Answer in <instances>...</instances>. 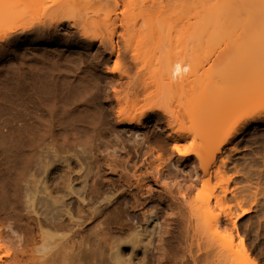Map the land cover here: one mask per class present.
I'll return each mask as SVG.
<instances>
[{"label":"rangeland","instance_id":"374dc122","mask_svg":"<svg viewBox=\"0 0 264 264\" xmlns=\"http://www.w3.org/2000/svg\"><path fill=\"white\" fill-rule=\"evenodd\" d=\"M152 1L133 0V4H130V0H0V234L3 236H0V242L6 247L10 246L7 249L10 248L12 252L11 258H7L0 251V264L19 258H23L26 264L27 258H33V261L36 258V262L39 261L37 264H47L45 261L48 257L51 259H47L50 261L48 264H79L80 260L75 255L78 257L87 243V247L89 243L94 246L91 240L99 229L94 227L97 224L96 227H104V221L109 227H101L100 231L106 229L105 232H113L110 233L113 236L127 237L121 242L117 238L116 242L118 240L121 246L116 253L113 250L117 255L121 253V260L126 259L123 257L124 249L125 256L130 255V249L127 250L130 241L136 245L138 243L137 248L142 249L137 251L139 256L127 257L128 263L120 262L117 255L114 261V253L108 251L112 254L109 260L114 261H108V264H129L131 258L130 264H211L214 259L216 261V257L210 259L212 255L215 256L213 251L210 252L212 245L203 243L206 239L203 236L206 235L201 231L199 233L201 229L196 226L193 209L205 198L209 197L212 201L213 196L217 193L220 195L226 178L220 174L216 177L213 169L211 173L214 171L215 175L209 173V177L201 172L200 163L193 152L196 143L201 140L195 135H218L220 140L221 136L227 137L232 130L246 123L250 116L264 117V43L249 40L255 34L264 35V23L243 31L259 15H252L250 11L255 10L248 11L247 3L244 5L247 10L241 7L242 4H236L239 9L228 14L233 12L228 22L224 17L226 14L223 15L226 22L223 25L222 20V27L216 23L221 18L215 24H205L202 17L217 1H225L219 2L224 4L227 0H156L158 4H152ZM149 17L153 19L152 23L150 19L147 22ZM189 28L196 31L191 34L186 31ZM238 37L246 40L238 41ZM177 61L186 63L187 69L181 77L171 80L167 74ZM139 117L140 121H135ZM41 132L44 135L39 134ZM169 133L177 137L173 140L178 139L179 149L186 154H177ZM180 133L184 134L183 140L179 138ZM71 137L74 140L71 141ZM31 141L36 143L32 144ZM191 147H194L192 153L188 152ZM223 147L221 152L230 149L228 154L236 164L245 162L242 168L247 170L248 166L250 171L247 172L253 174L255 171L256 177L250 178L251 187L255 178L259 179V184L256 180L257 184L253 185L257 186H253V190L260 185L264 187V123L249 126ZM49 151H54L53 155L59 160H64V155L68 157L70 154L77 164H68L70 170L68 166L56 169L50 165L54 171L61 170L53 172L46 182L48 191L60 194L63 184L72 181L71 187L76 189H73L76 191L74 194L83 191L77 197L73 194L66 198L68 204L80 199L79 195H87L92 189L91 185L99 183L100 195L104 192L102 196L107 197L101 198L105 199L106 206L97 211L99 215H92L89 211L84 213L88 215L87 219L90 216L88 222L92 224L81 225L78 234L64 230L66 237L74 241L72 245V240L65 237V244L69 242L68 249L65 247L66 253L69 250L66 257L61 254L65 255L61 244V249L57 242L54 245L58 251H64L57 252L60 255H57V250L54 251L56 247L52 249L54 241L64 238L65 234L42 223L47 229H56L50 231L51 235L60 237H53L54 240L48 236L50 233L44 232L46 235L42 238L43 234L40 236L41 233L37 231L38 222L33 220L35 215L22 208V185L30 180L29 176H35V167H39L36 165L42 163L43 159H52L48 156ZM221 152L216 156L217 165ZM43 156L46 159L41 160ZM50 159V162L47 161L49 164ZM95 160L99 163H96V168ZM79 165L84 166L81 172L85 174H71L73 166L76 169ZM27 169H32L29 176ZM93 170L102 178L97 174L95 178L93 175L96 171ZM226 173L232 174L231 171ZM66 174L68 180L67 177L65 179ZM61 175L64 178H60ZM232 175L224 184L233 186L241 174ZM78 178L80 181L84 179V183L79 182ZM63 179L67 182L64 183ZM104 184L111 185V188H106ZM227 185L231 193L232 188ZM105 188H110L107 193ZM260 190L257 192L264 189ZM260 197L256 203H251L250 210L239 217L235 227L224 223L222 207L215 210L221 217V224L232 229L236 247L232 246L238 250L237 243L241 238L243 247L255 264H264V206L259 204L262 202ZM142 213L146 216L149 213V216H140ZM150 216L153 218L148 221ZM145 224L152 226H149L152 230L146 227L152 233L149 241L143 237L145 228L142 226ZM137 226L139 229H136ZM133 227L137 237L132 234L135 232ZM28 234L36 236V242L40 238V241L44 240L43 243H34H42L37 245L39 249L34 244L30 246L26 243ZM78 235L84 236L81 239ZM134 236L138 240H134ZM79 239H84L82 242L86 245L81 246ZM24 244L27 251L22 249ZM205 245L210 250H206ZM217 246L223 251L220 244ZM232 249L230 252L234 254ZM20 251L27 252L31 257ZM52 252L56 253L54 259L52 256L55 253L50 256ZM230 252L227 253L228 257L233 256ZM235 255V259H232L234 264H246L240 254H237L239 257ZM230 258L225 260L229 259L231 263ZM28 264H31L30 261Z\"/></svg>","mask_w":264,"mask_h":264},{"label":"bare ground","instance_id":"6f19581e","mask_svg":"<svg viewBox=\"0 0 264 264\" xmlns=\"http://www.w3.org/2000/svg\"><path fill=\"white\" fill-rule=\"evenodd\" d=\"M228 1V2H227ZM226 2L227 3H224V4H220L221 2H225V1H217V3H215V5H213V6H211L210 8H208V14L207 15H205V16H203L202 18H203V21L205 22V24L207 23H211V24H215V22L216 21H219L220 20V18H221V20L219 21V22H216V23H219V25L218 26H222V20L224 19L222 16L223 15H225L224 17L226 18V20H227V22H228V19L231 17V15H232V13L234 12V10L236 11L237 10V8L239 9V7H237V5L238 4H242L241 5V7L242 8H245V10H247L248 8L247 7H249V9H248V11H250V10H255V11H250V12H252V15H255V14H259L257 17H255L254 18V20H252V25H247V27H245L244 29H243V31L245 30H247V29H249L251 26L252 27H254V25H258V24H263L264 23V13H262V10L264 9V5L262 4L263 3V0H254V1H251L250 0V3H249V0H246V2H245V0H227ZM130 4H133V0L131 1L130 0ZM153 2V3H152ZM151 3L152 4H155V3H157L158 4V2L155 0H153ZM220 2V3H219ZM245 3H247L246 5H247V7L245 6L244 7V5H245ZM151 4V5H152ZM157 4L156 5H152V7H156L157 6ZM217 4V5H216ZM237 4V5H236ZM240 6V5H239ZM143 7H145V6H143ZM158 7V6H157ZM263 9H262V8ZM161 8H163L162 6H161ZM235 8V9H234ZM247 8V9H246ZM260 8V13H258L257 11H258V9ZM262 9V10H261ZM152 11V10H151ZM151 11H149L150 13H151ZM231 11H233L232 13H231V15H229L228 16V14L231 12ZM159 12V11H158ZM161 12V11H160ZM253 12H254V14H253ZM148 15H150V14H147V16ZM228 18H227V17ZM156 17V16H155ZM154 18V17H153ZM150 19V20H149ZM256 19V20H255ZM148 20H149V22L151 21V23L153 22V19H151L150 17L147 19V22H148ZM223 25H225V19L223 20ZM251 22V21H250ZM249 22V23H250ZM155 23V22H154ZM154 23H153V25H154ZM217 25V24H216ZM223 27V26H222ZM226 27V26H225ZM151 27L149 26V29H150ZM251 29V28H250ZM186 30V29H185ZM186 31H189V32H191V34L193 33V32H195L196 30H193V29H191V28H189V29H187ZM244 33V32H243ZM190 34V33H189ZM237 40L238 41H241V42H243V41H245L246 40V38H243V37H238L237 38ZM250 41H252V42H255V43H260V44H263L264 43V35H258V34H255V35H253L252 37H250V39H249ZM186 69H187V64L186 63H182V62H180V61H177V62H175L174 63V65L172 66V69H171V71H169L170 73L169 74H167L168 76V78L170 79L171 78V80L172 79H175V78H179V77H181L182 75H183V73L186 71ZM170 82V81H169ZM172 83V82H171ZM140 119V117L138 118V119H136L135 121H138ZM119 122H122V120H118ZM140 121V120H139ZM138 121V122H139ZM128 122H130V119H128ZM138 122H137V124H138ZM141 123V122H140ZM139 123V124H140ZM256 123H264V117L262 118V119H260V118H258V117H254V116H250V119L249 120H247L246 121V123H244V124H242L239 128H237V129H234V130H232L231 131V133L227 136V137H225L226 135H224V138L221 136V138H220V140H219V137H217L218 135H215V136H213V137H211V136H209V135H207V134H205V133H203V134H197V135H195V137L196 138H198L199 139V137H200V139L199 140H201V141H199V143L197 144L196 143V145L195 146H197V147H191V150L189 149V151L188 150H186V151H188V152H190L191 151V153H192V148H194L193 149V152H195L194 154L196 155L195 156V158L197 157V159H198V162L200 163L199 164V166H200V169L202 170L201 172L204 174V175H210L209 173H211V170L213 169L214 171H215V174H216V177L220 174L221 175V177L223 178V177H225L226 178V181L224 182V183H227L230 179H231V175L234 173V174H241L240 176H239V174L237 175V176H239V180H237V182H235L234 184H233V186H231L230 185V183H229V185L231 186L230 188H232V189H230V191H231V193H229V188H227L226 187V185L227 184H222L223 186H225L224 188L222 187H220L221 189H220V191H219V193L220 192H222V193H220V195H218V193L216 194V196H213L214 198H213V200L211 201L210 199H209V197L208 198H205L204 200H202V201H200L199 202V205H198V207H196V208H194L193 209V211H195V214H197V215H195L194 214V220L196 221L195 223H196V226L198 227V228H200L201 230H198L199 231V233H200V231H201V233H203V235L205 234L206 236H203L202 234H201V237L203 236L204 237V239H205V237H206V239H205V241H203V243L205 242V243H208V246L210 245H212L211 247H209L208 248V246H206V250H207V248H208V250H210V252H214V253H212V254H214L215 256H213L212 255V257H210V259H212L213 260V258H217L216 259V261L217 262H220L221 264L223 263V264H226L225 262L227 261V264H229L230 262H229V259H227V260H225V258H230V261H231V263L232 264H234L233 263V261H232V259L234 258V255H235V257L237 256V257H239L237 254H240V257H242V260L243 261H245V263L247 264H255L254 263V260L252 259V257L250 256V254L248 253V251L246 250V248L245 247H243V245H242V240H241V238L238 240L239 242L237 243V247H238V250H237V248H234V247H236V244H233L234 243V241H233V235H232V229H229V228H231V227H235V225H236V221L239 219V217L240 216H242L243 214H245V212H247L248 210H250V205H251V203L252 202H255L256 200H258V197L259 196H261L262 197V202H260L259 204L260 205H263L264 206V190H262V192H257V191H261L260 189H264V187H261V185L259 186V188H257V187H254V189L255 188H257V190H253L252 188H253V186H257V185H253L254 183H255V181L257 180L255 177V175H256V173H255V171H253L254 172V174L253 173H250V172H247V171H250L249 169H248V166H247V170L246 169H244V168H242L241 166H243L244 164H245V162H244V164L243 163H239V162H237V164H239L238 166H237V164L233 161V160H231V158H230V149H229V151L227 152V151H224L223 153L221 152L222 150H221V147H223V145L225 144H228V143H231V140L233 139V138H236V137H238V136H240L245 130H247L248 129V127L249 126H251V125H253V124H256ZM170 125H171V122L169 123ZM169 124H167V125H169ZM49 125V124H48ZM51 126V125H50ZM52 127V126H51ZM48 128H50V127H48ZM170 128V127H169ZM47 129V128H46ZM51 129V128H50ZM49 129V130H50ZM171 130H172V127L170 128ZM49 130H47L48 132H50ZM171 130H169V131H171ZM46 131V132H47ZM52 132V131H51ZM54 132V131H53ZM174 132V131H173ZM55 133V132H54ZM72 133V132H71ZM71 133H69V135L71 134ZM39 134H43L44 135V132L42 133H39ZM47 134H50V133H47ZM46 134V135H47ZM173 134V133H172ZM175 134V133H174ZM45 135V136H46ZM68 135V134H67ZM169 135H170V133H169ZM177 135V134H176ZM175 135V136H176ZM181 135V137H179ZM180 135H178V137L180 138V139H182L183 140V138H185V137H183L182 135H184L183 133L181 134L180 133ZM44 136V137H45ZM65 136H66V134H65ZM65 136H64V138H65ZM171 136V135H170ZM169 136V137H170ZM186 136V135H185ZM31 137V136H30ZM33 137H35V135L33 136ZM41 137V136H40ZM172 137V136H171ZM170 137V138H171ZM183 137V138H182ZM72 139H71V141L72 140H74L73 139V137H71ZM173 138H175V137H172L171 139L173 140ZM177 138V137H176ZM175 138V139H176ZM218 138V139H217ZM223 138V139H222ZM31 139H32V137H31ZM30 139V140H31ZM68 139V138H67ZM36 140V139H35ZM34 140V141H35ZM65 140H66V138H65ZM174 141V144H173V149H175L176 150V152H177V154H179L180 152H181V154L184 152L185 154H186V152L185 151H181V149H179V146H178V139L177 140H173ZM33 141H31V143H32ZM38 142V141H37ZM76 143H78L77 141H75ZM36 143V142H35ZM35 143H32V144H35ZM72 143H74V141L72 142ZM196 148H198V149H196ZM224 148V147H223ZM196 150V151H195ZM234 150V149H233ZM187 152V153H188ZM222 153V154H220V155H222V156H220V160H219V164L217 165L216 163H218V162H216V156H217V154H219V153ZM226 152V153H225ZM50 153V151L48 152V156H50V157H52V159H50V158H48V160L50 159L51 160V164H49L48 162H50V161H48V160H44L43 158H45L46 159V156L44 157H41V160L43 159V162L42 163H40V164H38V165H36V166H39L38 167V169H37V167H35L36 168V173H35V176H33V177H31L33 174L31 173L32 172V169H33V167L35 166V164H37V163H35L34 164V166L32 167V169H31V171H28V169H27V171H28V173H27V176H29L28 174H32L31 176H29L28 177V179L30 178V180L29 181H27V182H25V183H23L24 185H22L23 186V188H21L22 190V193H23V195H22V204H23V206H22V208L24 207V209L26 210L25 212H27V213H32L33 215H35V217L33 218V220L35 219L37 222H38V224H37V226H38V230H37V228H35V230H37L38 231V233H41L40 234V236L45 232L46 234L47 233H50V235H48L49 237H54L53 235H51V230L53 231V227H55L56 229H59L58 231H56V229H54V231H56V232H61V233H64L65 234V236H64V238L63 237H54V238H60L59 240H61L62 239V242H60L59 243V240L58 241H54V243H53V241H52V243H53V248H52V246H50L52 249H54L55 247H54V245H56V244H58L57 246H58V248H60L61 249V247H62V250L63 249H65V247L68 249V245L67 244H69V242L68 243H66L65 244V242H67L66 241V239H65V237H66V233L64 232V230H66V232L67 233H72V234H78V232H79V229H81L80 228V226L81 225H83V224H86V223H89L88 222V219H90V216H89V218L87 219V216L88 215H85L84 213L85 212H87V211H89L88 213H91L92 215L93 214H95V213H98L97 211L98 210H100L101 209V207L103 206V205H105V199H101L102 197H104V196H102L103 194H104V192H103V194L102 195H100V189H101V187L99 186V183H95L94 185H91L92 187V189L90 188V185H89V187L88 188H90L91 190H90V192L88 191V194L87 195H82V196H80L79 195V198L80 199H78V200H73V201H69V203L68 204H66V198H70L76 191V189L75 188H72L71 186V184L73 183L72 181H69L68 180V176L70 175V173L68 172V176H67V174H66V176H65V179H66V177H67V180H68V182L66 181V180H64V183H66V185L65 184H63V190H62V192L60 193V194H58V193H51L50 191H48L47 189H46V182L52 177V174H53V172H56V171H54L52 168H51V166L50 165H53V167L54 168H65V167H67L68 166V168L70 167L69 165H70V163H72V164H77V160L75 159V157H73V156H70V154H68L69 156L68 157H66V155H64L65 156V158H64V160H59V159H57V157H55V154L53 155V153H54V151L53 152H51L50 154H52V155H50L49 154ZM183 153V154H184ZM229 153V154H228ZM181 154H179V155H181ZM58 156V155H57ZM27 157V156H26ZM237 157H239V156H237ZM236 157V158H237ZM241 157V156H240ZM239 157V158H240ZM58 158H59V156H58ZM95 158V157H94ZM218 158V157H217ZM62 159V158H61ZM243 159V158H242ZM241 159V161L243 162V160ZM48 161V162H47ZM96 161V160H95ZM94 161V162H95ZM238 161V160H237ZM240 161V160H239ZM25 162H27V161H25ZM53 163V164H52ZM97 161L94 163V168H96L95 166L97 165V164H99V163H97ZM150 163V162H149ZM27 164V163H26ZM25 164V165H26ZM69 164V165H68ZM71 164V165H72ZM242 164V165H241ZM251 164V163H250ZM246 165V164H245ZM105 166V165H104ZM107 167H108V165H106ZM105 166V167H106ZM153 167H154V165H152ZM24 167V166H23ZM75 166H73V168H72V166H71V174H73V172L75 173V174H85L84 172L82 173L81 171H82V168L84 167L83 165H82V167L79 165L76 169L74 168ZM98 167V166H97ZM238 167V168H237ZM240 167L242 168V169H240ZM68 168L66 169V171L68 170ZM99 169L101 168L100 167V165H99V167H98ZM152 168V167H151ZM156 168L157 167H155V169L154 170H156ZM159 168V167H158ZM215 168V169H214ZM245 168H246V166H245ZM249 168H250V166H249ZM252 168V167H251ZM250 168V169H251ZM74 169V170H73ZM160 169V168H159ZM223 169V170H222ZM227 170V171H231L232 172V174L230 175V173L229 174H227L226 172L227 171H224V170ZM254 169V168H253ZM21 170V169H20ZM59 170H61V169H59ZM58 170V171H59ZM64 170V169H63ZM69 170H70V168H69ZM86 170V168L84 169V171ZM221 170V171H220ZM26 171V172H27ZM35 171V170H34ZM57 171V172H58ZM94 172L96 171V170H93ZM160 170H158V172H159ZM214 171H213V173H211L212 175L214 174ZM222 171H224V173H225V175L227 174V176H225L224 174H223V172ZM245 171V172H244ZM259 171V170H258ZM26 172H25V174H26ZM87 172V171H86ZM89 172H90V170H89ZM93 172V173H94ZM157 172V173H158ZM220 172H222V174L220 173ZM251 172H252V170H251ZM21 173H22V171H21ZM67 173V172H66ZM99 173H100V171H99ZM248 173H250V174H248ZM23 174V173H22ZM55 174V173H54ZM58 174V173H57ZM61 174V173H60ZM60 174H58V175H60ZM95 175H93V176H95V178H96V174L97 175H100V174H98V172L96 171V173H94ZM202 174V175H203ZM214 174V175H215ZM252 174V175H251ZM76 175V176H77ZM251 175V176H250ZM259 175H261V173H259L258 174V176ZM20 176H21V174H20ZM22 176H24V175H22ZM26 176V175H25ZM24 176V177H25ZM26 176V177H27ZM54 176V175H53ZM63 175H61V177L60 178H64V177H62ZM88 175H86V177H87ZM101 176V175H100ZM99 176V177H100ZM207 176H205V177H207ZM211 176V175H210ZM237 176H236V179H237ZM253 176H255L254 178H255V181H254V183H252V187H251V183H250V178L251 177H253ZM257 176V177H258ZM72 177V176H71ZM74 177V176H73ZM78 177V176H77ZM83 177H85V176H83ZM82 177V178H83ZM85 177V179H87ZM98 177V176H97ZM209 177V176H208ZM207 177V178H208ZM232 177H233V175H232ZM260 177V176H259ZM22 178L23 177H21V181H22ZM57 178H59V177H57ZM60 178L58 179V181L60 180ZM79 178H81V177H79ZM78 178V180H79V182H82V181H80V179ZM100 178H102V176L100 177ZM120 178V177H119ZM118 178V179H119ZM142 178V177H141ZM225 178H224V180H225ZM27 179V180H28ZM72 179V178H71ZM233 179V178H232ZM235 179V178H234ZM235 179V180H236ZM25 180H26V178H25ZM63 180H61V181H63ZM73 180V179H72ZM76 180H77V178H76ZM89 180V179H88ZM91 180V179H90ZM96 180H98V179H96ZM208 180V179H207ZM253 180V179H252ZM20 181V182H21ZM23 181H24V179H23ZM22 181V182H23ZM60 181V182H61ZM101 181H102V179H101ZM110 181V180H109ZM141 181V180H140ZM232 181H234V180H232ZM258 181V184H259V179L257 180ZM262 181V180H261ZM19 182V181H18ZM59 182V183H60ZM72 182V183H71ZM88 182H90V181H88ZM91 182H93V181H91ZM98 182H99V180H98ZM253 182V181H252ZM50 183H51V180H50ZM82 183H84V182H82ZM82 183H80V184H82ZM101 184H102V182H100ZM113 183H114V181H113ZM140 183V182H139ZM263 183V182H262ZM52 184V187H53V182L51 183ZM86 184V183H85ZM84 184V185H85ZM90 184V183H89ZM109 184H111L110 182H109ZM108 184V185H109ZM138 184V183H137ZM255 184H257V182L255 183ZM261 184V183H260ZM16 185H19V184H16ZM60 185V184H59ZM83 185V184H82ZM229 185H227V186H229ZM15 186V185H14ZM54 186H55V184H54ZM74 186V185H73ZM103 186H106L105 184L103 185ZM111 186V185H110ZM110 186H106V188H108V187H110ZM115 186V185H114ZM221 186V185H220ZM264 186V185H263ZM56 187V186H55ZM59 187V186H58ZM62 186H60V188H61ZM86 187V186H85ZM15 188V187H14ZM19 188H20V186H19ZM18 188V189H19ZM48 188V187H47ZM81 188V187H80ZM79 188V189H80ZM104 188V187H103ZM105 188V191H106V193H107V190H109V189H106ZM112 188H114V187H112ZM23 189H24V191H23ZM53 189H54V187H53ZM73 189H75V190H73ZM115 189V188H114ZM52 190V189H51ZM115 190H117V189H115ZM16 191V190H15ZM75 191V192H74ZM83 191V190H82ZM81 191V192H82ZM102 191V190H101ZM104 191V190H103ZM81 192H79V193H81ZM85 192H87V191H85ZM110 192H111V190H110ZM78 193V194H79ZM112 193V192H111ZM120 193V192H119ZM15 194H18V193H15ZM78 194H74L76 197H77V195ZM109 194V193H108ZM100 195V196H99ZM258 196V197H257ZM75 197V198H76ZM111 197V196H110ZM116 197V196H115ZM261 197H260V199H261ZM104 198H106L107 199V197H104ZM77 199V198H76ZM100 199V200H99ZM108 200H109V196H108ZM110 201H111V199H110ZM256 203V202H255ZM85 206H86V208H85ZM106 206V205H105ZM223 208V218H224V223H226V224H229V226L231 225V227H227L225 224H224V226H223V223L221 224V217H220V215H219V213H215V210H216V208ZM221 208V209H222ZM261 209H262V207H260ZM23 209V210H24ZM102 210V209H101ZM29 213V214H30ZM151 215H152V213L151 212H149ZM148 213V214H149ZM31 214V216L30 217H32L33 215ZM147 214V216H149ZM98 215H99V213H98ZM143 215H145L146 216V214H141L140 216H143ZM23 216V215H22ZM25 216V215H24ZM145 216H144V218H145ZM146 216V217H147ZM155 215H153V217H154ZM195 216H197V217H195ZM264 216V215H263ZM86 217V218H85ZM93 217V216H92ZM91 217V218H92ZM95 217V216H94ZM151 217L152 216H150V218H148V221H149V219H151ZM152 217V218H153ZM222 218V219H223ZM103 219V218H102ZM101 219V220H102ZM105 219V218H104ZM108 219V218H107ZM142 219H143V217H142ZM31 220H32V218H31ZM33 220H32V222H33ZM93 220H97L96 218H94ZM93 220H92V222H93ZM106 220V219H105ZM155 220V219H154ZM263 220H264V217H263ZM262 220V221H263ZM27 221V220H26ZM146 221V220H145ZM147 221V222H148ZM152 221V220H151ZM150 221V222H151ZM24 222V221H23ZM95 222H98V221H95ZM107 222V221H106ZM142 222V221H141ZM144 222V221H143ZM147 222H146V224H147ZM157 222V221H156ZM155 222V223H156ZM26 223V222H25ZM30 223V222H29ZM42 223L43 224H48V225H51V226H53L52 228L53 229H49V227H48V229H49V232H47L48 231V229H47V226L46 225H44V226H42ZM91 223V222H90ZM89 223V224H90ZM108 223V222H107ZM154 223V221H152L151 222V224H153ZM191 223V222H190ZM92 224V223H91ZM95 223H93V225H94ZM97 224V223H96ZM95 224V225H96ZM103 224H105L104 225V227H106V223H105V221H104V223ZM145 224V225H146ZM157 225H158V223H156ZM34 225H36V223H34ZM33 225V226H34ZM98 225V224H97ZM96 225V226H97ZM108 225V224H107ZM136 225V224H135ZM143 225V224H142ZM155 225V224H154ZM156 225V226H157ZM29 226V225H28ZM32 226V225H31ZM30 226V227H31ZM45 226H46V228H45ZM94 227V228H101L102 226H100L99 225V227ZM140 226V225H139ZM148 225H146V226H142V228L144 227L145 228V230H143L144 231V236L143 235H141V236H143V237H145V239H147L148 241L151 239V237H152V233H151V231L150 230H152V226L151 225H149V226H151V227H149L148 226V228H150V230L148 231L147 229L148 228H146ZM155 226V227H156ZM195 226V227H196ZM36 227V226H35ZM84 227V226H83ZM104 227H102V228H104ZM107 227H109V226H107ZM106 227V228H107ZM136 227V226H135ZM194 227V226H193ZM192 227V228H193ZM31 228H33V227H31ZM45 228V229H44ZM51 228V227H50ZM143 228V229H144ZM198 228H196V229H198ZM28 229H30V228H28ZM34 229V228H33ZM40 229V230H39ZM41 229H44V230H46V231H44V230H41ZM63 230V232H62V230ZM98 229V230H99ZM136 229H139V227L137 226V228ZM136 229L133 227V231L135 230V232H132V234L134 235L135 234V236H136V234H137V232H136ZM35 230H34V235H35ZM83 230V229H82ZM96 230V229H95ZM97 230V232L95 233V235H94V238H93V240H91L92 242L91 243H93V245L94 246H90V243H89V247H87V245H88V243H87V245H86V243L84 244V245H86L85 247L86 248H83V249H81L82 251H81V253H79V255H78V253H76V250H73V251H75V253L78 255V257L75 255V257L76 258H78L79 260H80V263L79 264H108L107 262L108 261H110L109 260V257H112V254H110V252H108V251H111V253H116V250H119L120 249V246H121V244H118V242L120 241H123V239L125 240V238H126V240H127V237H121L120 236V238L118 237L119 235H117V237L115 236H113V235H111L113 232H105V230L106 229H104V231H103V229H102V231H98ZM111 230V229H110ZM140 230L142 231V229L140 228ZM36 231V232H37ZM39 231H42V232H39ZM69 231V232H68ZM141 231H140V233H141ZM156 231H159V230H156ZM155 231V232H156ZM87 232H88V230L86 231V234H87ZM91 232V231H90ZM139 232V231H138ZM153 232V231H152ZM154 232V233H155ZM193 232L195 233L196 231H194L193 230ZM30 233H31V230H30ZM32 233V234H33ZM83 233V232H82ZM119 233V232H118ZM45 234V235H46ZM71 234V235H72ZM79 234H81V233H79ZM85 234V233H84ZM114 234V233H113ZM116 234V233H115ZM29 235V234H28ZM27 235V236H28ZM34 235H29V237H27L28 238V242H26L27 244H30V246H31V244L33 245L35 242H36V239H37V237L36 236H34ZM36 235H38V234H36ZM44 234L41 236L42 238H43V236H45ZM70 235V236H71ZM123 235V234H122ZM130 235V234H129ZM129 235H128V237H129ZM157 235V234H156ZM199 234H197V236H198ZM0 236L1 237H3L2 236V234H0ZM40 236H39V238H40ZM47 236V237H48ZM69 236V237H70ZM79 237H80V235H78ZM78 236H76V238L78 237ZM84 235H81V239H82V237H83ZM87 236H89V235H87ZM134 236V240H135V238L138 236H136L135 237ZM196 236V235H195ZM0 237V241L2 240V238ZM91 237H93V236H91ZM199 237V236H198ZM5 238V237H4ZM4 238H3V240H4ZM46 238V237H45ZM51 238V239H52ZM53 238V239H54ZM66 238H68V237H66ZM85 238H86V240H87V242H88V239H87V237L85 236ZM119 239V241L117 240V242H116V239ZM69 239V238H68ZM81 239H79L80 241V243H82L81 244V246L83 245V242L82 241H84V239L81 241ZM121 239V240H120ZM144 239V240H145ZM154 239V238H153ZM152 239V240H153ZM203 239V238H202ZM201 239V240H202ZM203 239V240H204ZM25 240V239H24ZM38 240V239H37ZM40 240H41V238H40ZM39 240V241H40ZM55 240V239H54ZM65 240V241H64ZM69 240H72V241H70L71 243L70 244H72L74 241H73V239L70 237V239ZM74 240H75V237H74ZM76 240H78V238L76 239ZM136 240H138L137 238H136ZM151 240V241H152ZM39 241L38 242H36V243H39ZM44 241V240H43ZM43 241H40V242H42L43 243ZM64 241V242H63ZM130 241V240H129ZM128 241V242H129ZM143 241V240H142ZM3 242V241H2ZM57 242V243H56ZM76 242V241H75ZM127 242V241H126ZM127 242V243H128ZM132 243V245H131V243ZM128 244L130 245H128L127 243V245L129 246V248L127 249V250H129L130 251V255H129V251H128V255L130 256V257H136V255H137V251H138V249L140 248V247H138L137 248V246H138V243H137V245L135 244V242H132V241H130ZM139 242V241H138ZM223 242H225L224 244H223ZM5 243V242H4ZM25 243V244H26ZM42 243H40L39 245H42ZM56 243V244H55ZM63 243V244H62ZM76 243H78V241L76 242ZM76 243H75V245H76ZM125 243V241L122 243V244H124ZM134 243V244H133ZM140 243V242H139ZM145 243V242H144ZM143 243V244H144ZM199 243V242H198ZM216 243V244H215ZM218 243V244H217ZM222 243V244H221ZM6 244V243H5ZM25 244H24V248H22V249H24V250H26L27 251V249H25L26 247H25ZM60 244H61V247H60ZM125 244V245H126ZM141 244V243H140ZM139 244V245H140ZM143 244L142 245H140L141 247L143 246ZM221 245V248H224L223 249V251L217 246V245ZM2 245H3V243H1L0 242V251H2L1 252V255L2 254H4L7 258L8 257H10V255H12L11 253L12 252H10L11 251V249L9 248V249H7L8 247H10V246H8V247H6L5 245H3L4 247H2ZM35 245V244H34ZM38 245V244H37ZM37 245H35V246H37ZM38 245V246H39ZM50 245V244H49ZM73 245V244H72ZM83 245V246H84ZM136 245V246H135ZM202 245H204V244H202ZM215 245V246H214ZM234 247H233V246ZM240 246V248H239V246ZM23 246V245H22ZM27 246V245H26ZM37 246V247H38ZM77 246V245H76ZM149 246V245H148ZM199 246H200V244H199ZM204 246V247H205ZM217 246V247H216ZM232 246V247H231ZM28 247V246H27ZM79 247H80V245H79ZM78 247V248H79ZM123 247V246H122ZM121 247V248H122ZM147 247V246H146ZM215 248V249H213L212 250V248ZM34 248H36V247H34ZM58 248L56 247L55 248V250L54 251H56V253L57 252H59V253H61V251L62 250H60V251H58ZM217 248H219V249H217ZM233 248V249H232ZM21 249V248H20ZM37 249V248H36ZM38 249H39V247H38ZM37 249V250H38ZM69 249H70V247H69ZM143 249H145V247L143 248ZM148 249V248H147ZM232 249V251H234V254L232 253V252H230V250ZM235 249V250H234ZM51 250V249H50ZM71 250V249H70ZM113 250H114V252H113ZM139 250H142V249H139ZM216 250H218L217 252H216ZM69 251V250H68ZM68 251H67V253H66V249H65V252L64 251H62V252H64L65 253V255H63V253H61L62 254V256H69V254H68ZM72 251V252H73ZM21 252V251H20ZM20 252H18L20 255H21V253L23 254L25 251H22L21 253ZM119 252V251H118ZM123 252H124V256L123 257H126V259H128L129 258V256H125V249L123 250ZM208 252V251H207ZM228 252H230V254L232 255L233 254V256H230V254H229V256L230 257H228V255H227V253ZM240 252V253H239ZM55 253V252H54ZM54 253L52 252V254L50 255V256H52V255H54ZM56 253H55V255L54 256H52L53 257V259H54V257L56 256ZM59 253H57V255H60ZM108 253H109V255H108ZM113 254V256H115V255H117V254ZM243 255H242V254ZM27 254V252H25V254H23V255H26ZM67 254V255H66ZM120 255H117L118 257H119V259L121 258L120 256H121V253H119ZM145 254V253H144ZM23 255H22V257H23ZM111 255V256H110ZM141 255H142V253H141ZM242 255V256H241ZM27 256H30V255H28L27 254ZM26 256V257H27ZM137 256H139V255H137ZM143 256V255H142ZM206 256V255H205ZM207 256H208V253H207ZM227 256V257H226ZM21 257V256H20ZM21 257V258H22ZM31 257V256H30ZM51 257V258H52ZM118 257H114V261H115V258H118ZM128 257V258H127ZM144 257V256H143ZM11 258V257H10ZM49 258V257H48ZM47 258V259H48ZM144 258H146V257H144ZM20 259V258H19ZM15 260V259H10V260H12V262L11 261H8V262H10L11 264L13 263V264H22V263H24V264H26L24 261H22L23 260V258H22V260ZM30 259H32V260H29V258H27V261L29 262L30 261V263L31 264H33V262H36V258H35V261H33V258H30ZM45 259V258H44ZM46 259V261H45V263H49L50 261H48V260H51L50 258L47 260ZM111 259V258H110ZM125 259V261H127V263L129 262L128 260H126ZM209 259V256H208V258H207V260ZM235 259V258H234ZM233 259V260H234ZM38 260V259H37ZM76 260V259H75ZM118 259H116V261H117ZM130 260V263L132 262L131 260H132V258L131 259H129ZM133 260H135V259H133ZM195 260V259H194ZM223 260H225V261H223ZM31 261H33V262H31ZM53 261V260H52ZM51 261V262H52ZM111 261H113L112 259H111ZM110 261V262H111ZM113 261V262H114ZM124 261V259L123 260H121L120 259V262H123ZM124 261V262H125ZM215 261V259H214V261L211 263V262H208V263H211V264H217V262ZM222 261V262H221ZM7 262V263H8ZM28 262H27V264H28ZM39 262V261H38ZM38 262H36V264L38 263ZM77 262V261H76ZM109 262V263H110ZM216 262V263H215ZM229 262V263H228ZM7 263H5V264H7ZM41 263V262H40ZM47 263V264H48ZM126 263V262H125ZM124 263V264H125ZM129 263V264H130ZM219 263V264H220ZM230 263V264H231ZM242 263V262H241ZM77 264H78V262H77ZM115 264V263H114ZM119 264H121V263H119ZM123 264V263H122Z\"/></svg>","mask_w":264,"mask_h":264}]
</instances>
